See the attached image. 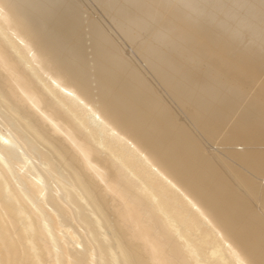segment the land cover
I'll use <instances>...</instances> for the list:
<instances>
[{
	"label": "bare ground",
	"instance_id": "1",
	"mask_svg": "<svg viewBox=\"0 0 264 264\" xmlns=\"http://www.w3.org/2000/svg\"><path fill=\"white\" fill-rule=\"evenodd\" d=\"M91 1L208 144L78 0H0V264H264V0Z\"/></svg>",
	"mask_w": 264,
	"mask_h": 264
},
{
	"label": "rangeland",
	"instance_id": "2",
	"mask_svg": "<svg viewBox=\"0 0 264 264\" xmlns=\"http://www.w3.org/2000/svg\"><path fill=\"white\" fill-rule=\"evenodd\" d=\"M78 2H80V4L86 8L88 11H90L93 16L101 23V25L103 26V28L109 32L112 36V38L120 44L121 48L128 53V55L132 56L131 58L138 64L140 71L142 72V74L147 77V78H151V80L153 81L154 86L158 89V91L160 93L163 94V97L165 98L166 101H168L171 106L173 105V109L174 112L176 113L178 119L180 120V122H185L188 127L190 128V130L197 135L204 143L208 144L206 139L204 138V136L202 135V133L200 132V130L197 128V126L195 125V123L192 121L191 117L189 114H186L185 108L183 105H181L180 103H178L176 100L173 99V97L165 90L163 89L162 85L155 79H153L151 77V74L149 73V71L147 70V68L144 67V65L139 61V59L137 58V56H135V53H132V49L130 48L129 43H127L122 37L121 35L118 33L117 28L115 23L108 19L103 12L98 9L94 3L91 0H78ZM214 146L210 147V154L213 155L215 153H219V151L215 152V150H213ZM221 154L225 155L226 153L221 149L220 150Z\"/></svg>",
	"mask_w": 264,
	"mask_h": 264
}]
</instances>
